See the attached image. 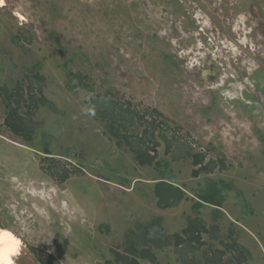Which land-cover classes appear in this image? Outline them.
I'll use <instances>...</instances> for the list:
<instances>
[{
	"label": "rangeland",
	"instance_id": "1",
	"mask_svg": "<svg viewBox=\"0 0 264 264\" xmlns=\"http://www.w3.org/2000/svg\"><path fill=\"white\" fill-rule=\"evenodd\" d=\"M161 180L185 192L172 209ZM211 190L221 208L198 206ZM190 224L202 245L175 248ZM2 229L17 264H126L131 242L143 262L264 264V0H5Z\"/></svg>",
	"mask_w": 264,
	"mask_h": 264
},
{
	"label": "trees",
	"instance_id": "2",
	"mask_svg": "<svg viewBox=\"0 0 264 264\" xmlns=\"http://www.w3.org/2000/svg\"><path fill=\"white\" fill-rule=\"evenodd\" d=\"M74 77H75L74 79L77 81L79 85V88L86 89V85L83 79L80 77V75L76 74ZM2 95L4 102L6 103V107L9 111L7 118L5 120V124L14 134L22 136L25 140L27 139L29 140L30 135L28 136V134L25 131L26 129L23 126L24 119L22 116L19 115V107L23 99V97L21 96V90L18 89V91L13 93L5 89V91L2 92ZM134 151L136 153V160L140 166L144 167V166H151L154 164L156 160L155 154L152 155L148 150L147 151L134 150ZM44 153L49 155L50 151L47 148H45ZM193 164L195 167L201 166L203 164V160L194 157ZM199 169L201 170L202 166ZM200 170L196 171V174H198ZM63 181L65 180L63 179ZM154 191L156 197L158 198L157 204L160 209H172L176 207L182 200H184V198H186L184 190L181 189L180 187L174 186L168 180L159 181L156 184ZM205 203L216 206L217 208H221L222 200L221 198H219L218 192H216V190H211L210 193L207 192L200 196V202L198 206L201 207V205H204ZM202 232L203 230L201 227L196 226L195 224H190L188 228L183 231V235L187 236L185 240L179 235L175 236L177 247L186 245L187 247L192 248L191 244L202 245L201 243ZM133 246L131 250L129 248V251L131 254L136 256L138 255V251ZM192 249L195 250L197 248L193 247ZM122 259L124 260L125 257L124 258L122 257ZM126 260L128 264H141L136 260V257H132V258L127 257Z\"/></svg>",
	"mask_w": 264,
	"mask_h": 264
},
{
	"label": "bare ground",
	"instance_id": "3",
	"mask_svg": "<svg viewBox=\"0 0 264 264\" xmlns=\"http://www.w3.org/2000/svg\"><path fill=\"white\" fill-rule=\"evenodd\" d=\"M5 5V0H0V6ZM15 241H19L18 244H15ZM22 240L17 237L15 234L8 232L4 229L0 230V249L7 248V247H13L15 246L18 250V255L12 254L9 256V259L12 260L13 264H17L16 260L19 256H21L22 252Z\"/></svg>",
	"mask_w": 264,
	"mask_h": 264
},
{
	"label": "crops",
	"instance_id": "4",
	"mask_svg": "<svg viewBox=\"0 0 264 264\" xmlns=\"http://www.w3.org/2000/svg\"><path fill=\"white\" fill-rule=\"evenodd\" d=\"M188 228V226L187 227H185L184 229H183V231L185 230V229H187ZM175 238V237H174ZM183 238L185 239L186 238V236H183ZM150 239H152V238H146L145 239V241H150ZM132 240V239H131ZM152 240H154V239H152ZM160 240H161V238H160ZM176 240V239H175ZM133 241V240H132ZM155 241V244L157 245L159 242H156V240H154ZM131 244V245H130ZM129 245H130V250L132 249V246L134 245V243L133 242H131ZM160 244V243H159ZM162 244V243H161ZM158 245L159 247L158 248H162V245ZM135 249H136V247H135V245L133 246ZM175 248H178L177 247V245H176V243H175ZM138 251V250H137ZM140 252H144L143 250L142 251H138V255H136V256H134V257H136V260L138 261V262H140L141 264H159V262H158V260H157V258H156V256L155 255H152V254H148V257H146L145 259L147 260V262H143V261H141V259H139V255H140ZM145 253V252H144ZM175 253H176V255H177V257L179 258V255L177 254L178 253V249H176V251H175ZM133 256H131V258H132ZM179 260H181L180 258H179Z\"/></svg>",
	"mask_w": 264,
	"mask_h": 264
},
{
	"label": "clouds",
	"instance_id": "5",
	"mask_svg": "<svg viewBox=\"0 0 264 264\" xmlns=\"http://www.w3.org/2000/svg\"><path fill=\"white\" fill-rule=\"evenodd\" d=\"M12 254H19L15 246L0 249V264H13L12 260L9 259Z\"/></svg>",
	"mask_w": 264,
	"mask_h": 264
},
{
	"label": "snow or ice",
	"instance_id": "6",
	"mask_svg": "<svg viewBox=\"0 0 264 264\" xmlns=\"http://www.w3.org/2000/svg\"><path fill=\"white\" fill-rule=\"evenodd\" d=\"M19 243V241H15V244H18Z\"/></svg>",
	"mask_w": 264,
	"mask_h": 264
}]
</instances>
